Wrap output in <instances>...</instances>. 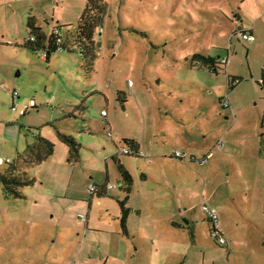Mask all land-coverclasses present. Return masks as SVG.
<instances>
[{
	"label": "rangeland",
	"instance_id": "rangeland-1",
	"mask_svg": "<svg viewBox=\"0 0 264 264\" xmlns=\"http://www.w3.org/2000/svg\"><path fill=\"white\" fill-rule=\"evenodd\" d=\"M105 1L87 71L78 45L48 62L22 46L28 16L46 35L54 26L66 34L86 0H0V173L15 165L14 176L32 180L18 198L0 182V264H264V0ZM194 53L228 61L214 72ZM228 75L239 79L232 89ZM12 90L19 108L34 102L23 115L10 109ZM57 130L79 142L77 160ZM155 130L157 141L178 133V150L209 158L168 162V144L161 162L118 155L136 177L126 204L140 209L124 234L111 156L125 146L121 134L148 140ZM38 135L53 153L30 163ZM142 166L153 175L146 181ZM106 177L116 186L98 202L88 188ZM203 204L227 245L211 237Z\"/></svg>",
	"mask_w": 264,
	"mask_h": 264
},
{
	"label": "trees",
	"instance_id": "trees-1",
	"mask_svg": "<svg viewBox=\"0 0 264 264\" xmlns=\"http://www.w3.org/2000/svg\"><path fill=\"white\" fill-rule=\"evenodd\" d=\"M107 2L105 0H86L85 6L79 16L77 24L71 30H68L66 34H62L60 31L58 34H54L51 31L46 35L40 26L36 25L34 17L28 16L26 20V27L28 29V37L24 40L23 46L29 49L36 50H46L45 60L48 62L49 56L52 52L56 51L60 46L62 49L72 50L74 45H78L79 50L83 55V65L87 71L92 70L94 60L96 58L97 45L94 39L95 32L99 26L102 25L103 17L107 12ZM59 30V29H58ZM33 36V39H30ZM59 38V41L57 40ZM220 57V56H219ZM225 58L228 61V57H222L216 60L213 56L202 55L200 53H194L192 59L197 61V65L204 66L210 70L216 72L218 67H225V63H222V59ZM226 61V62H227ZM228 89H232L235 82L239 79L236 76L230 77L228 75ZM259 84L264 90V77L262 76ZM224 108L229 107V102L224 97H219ZM228 104L227 106H225ZM57 135L59 139L68 146V161L77 160L78 153L80 149L79 142L70 134H66L57 130ZM123 141L125 145L131 146L133 149L138 148V144L134 139L124 138ZM54 144L52 141L46 139L43 136L38 135L34 144H29L26 147L28 152L30 163H39L46 159L53 153ZM118 171L121 176V187L126 192L122 199L117 200L120 205V216L119 223L124 234H127L126 230V218L130 212V208L126 206V201L128 194L132 186V176L123 167V165L115 159ZM15 169V165H11L2 173H0V182L3 185V190L8 197H23V193L19 187L23 185H28L32 183V180H21L14 176L12 173ZM93 183V182H92ZM95 190H93L89 195L97 194L99 197L103 196L108 189H106V184H95ZM116 186V185H115ZM114 186V187H115ZM112 187V188H114ZM190 236L193 237V229L189 228Z\"/></svg>",
	"mask_w": 264,
	"mask_h": 264
},
{
	"label": "crops",
	"instance_id": "crops-1",
	"mask_svg": "<svg viewBox=\"0 0 264 264\" xmlns=\"http://www.w3.org/2000/svg\"><path fill=\"white\" fill-rule=\"evenodd\" d=\"M37 25V24H36ZM54 27H57V26H54ZM53 27V28H54ZM43 31V30H42ZM22 46H23V43H22ZM42 58V57H41ZM45 60V59H44ZM46 61V60H45ZM48 61H49V59H48ZM47 62V61H46ZM101 111H104V110H101ZM176 111V110H175ZM165 112V114L166 115H168V113H169V111L168 110H166V111H164ZM178 112V111H177ZM177 112H174V114H175V116H176V120L178 121V113ZM169 120H171V119H169ZM164 131V130H163ZM157 132H158V130H155V131H152L151 132V136L148 138V140H144V138H143V134H141V136H136V135H127V134H121L120 135V137L118 138V139H124V138H129V139H134L135 141H136V143L138 144V154H133V155H128V154H120L118 151H119V148H121V147H123V145L120 143V144H116V145H118L117 146V154H113L112 156H111V160H112V162H113V164H114V166L116 167V169H117V174H118V177H117V184L119 185V188L120 189H122V187H121V176H120V173H119V171H118V168H117V165H116V162H114V160L115 159H117L122 165H123V167L130 173V175L132 176V186H131V190H130V192H129V194H128V197H127V201H126V203H128L129 204V201L132 199V195H133V183H134V181L136 180V177H135V174L132 172V170L125 164V163H123L122 162V160L120 159V157L118 156V155H124V156H132V157H136V158H143V157H149L150 155H154V156H156V157H158L159 158V160H160V162L162 161V160H164L165 161V159H163V158H165V156H164V152H160V148H163L164 147V145H171L172 147L169 149V153H168V155H167V157H168V162H173L172 161V159L173 160H177L178 161V159H176V158H174V157H172V153H173V151L174 150H176V149H178V148H176V147H178V133L176 134V135H173V134H171L172 136H171V139L173 140V142L171 141V140H166V141H162V142H160V141H157L155 138H156V135H157ZM164 133V132H163ZM126 144V143H125ZM204 154H208V153H202V155H204ZM190 155H193V156H195L196 157V155H194V153L192 154V152H190ZM201 155V156H202ZM189 161V160H188ZM148 162V161H147ZM150 162V161H149ZM189 162H194V161H189ZM197 164V163H196ZM154 167H156V165L154 166ZM140 169V168H139ZM145 170H146V168L144 167V166H142V169H140L139 171V173H138V175H139V177H140V180L141 181H143V180H145L146 181V179L148 178V176H151L152 174L151 173H147V172H145ZM162 175V174H161ZM153 176V175H152ZM107 179H108V177H106L105 178V180L103 181V182H94V183H97V184H109V183H107ZM104 194H106V192L105 193H103V195ZM125 194H126V192L122 189V191H121V193H117V197H118V199H122L124 196H125ZM102 197H104V196H98L97 197V201L99 202L100 201V198H102ZM128 204H126V206H128ZM129 208H130V212H129V214L127 215V218H126V230H127V234H130V232H132L131 231V228L129 227V225H128V223H129V215L130 214H136V215H138V216H140V209L139 208H133L132 206H128ZM132 212H134V213H132ZM116 214V219L118 220V222H119V216H120V214H119V212H116L115 213ZM141 220V219H140ZM172 223L173 224H175L176 226H179V224H177L178 222H176V221H172ZM119 225H120V223H119ZM219 227H220V223H219ZM121 228V227H120ZM140 229H141V227H140ZM209 229H210V227H209ZM220 230H221V232H222V234L224 235V233H223V231H222V229L220 228ZM133 233H135L136 234V232H133Z\"/></svg>",
	"mask_w": 264,
	"mask_h": 264
},
{
	"label": "built area",
	"instance_id": "built-area-1",
	"mask_svg": "<svg viewBox=\"0 0 264 264\" xmlns=\"http://www.w3.org/2000/svg\"><path fill=\"white\" fill-rule=\"evenodd\" d=\"M53 33L54 34H58L59 33V30L58 28L54 27L53 28ZM239 33V37H241L242 39H245V40H248V41H253L255 38H254V35L252 34V32H250L249 30L247 29H239L237 31ZM30 39H33V36H31ZM57 40L59 41V38H57ZM57 50H62V47H58ZM46 50H43L42 52V59H45L46 58ZM222 63H226V59L223 58L222 60ZM18 92L16 90H12L11 92V105H10V109L12 111H17L19 115H23L26 113L27 111V108H30V107H33L34 105V102L33 100H29V103H28V106L25 107V108H19L17 106V103L15 102L17 97H18ZM228 104H226L225 106H227ZM102 114L105 115V112L102 111ZM111 132L110 131H107V135H110ZM219 145H221V143L219 142L218 143ZM139 150L138 149H133L131 146H128V145H125L121 148H119V153L120 154H128V155H135V154H138ZM173 157L175 158H178V159H187L189 161H194L196 162L198 165H203L205 163H207L208 161V158H209V155L208 154H204L200 157H195L193 155H186L183 151L181 152L180 150L176 149L173 151ZM8 159H5L3 160L2 158H0V164L6 162ZM115 185H111V184H107L106 185V189L107 188H112L114 187ZM95 186L94 184H90L89 185V188H88V191L89 193H91L93 190H95ZM202 210L207 218V220L209 221L210 223V234H211V237L219 244H226L227 245V242H226V239H225V236L222 234L221 230H220V227H219V222H218V217H217V214H216V211L213 209V208H210L208 205L206 204H203L202 206Z\"/></svg>",
	"mask_w": 264,
	"mask_h": 264
},
{
	"label": "clouds",
	"instance_id": "clouds-1",
	"mask_svg": "<svg viewBox=\"0 0 264 264\" xmlns=\"http://www.w3.org/2000/svg\"><path fill=\"white\" fill-rule=\"evenodd\" d=\"M250 31V30H249ZM107 185V184H106Z\"/></svg>",
	"mask_w": 264,
	"mask_h": 264
}]
</instances>
